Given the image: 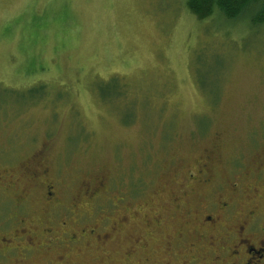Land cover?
<instances>
[{"label": "rangeland", "instance_id": "rangeland-1", "mask_svg": "<svg viewBox=\"0 0 264 264\" xmlns=\"http://www.w3.org/2000/svg\"><path fill=\"white\" fill-rule=\"evenodd\" d=\"M188 1L0 0V169L44 173L28 202L38 246L1 264H154L181 230V203L212 192L238 216L256 207L264 225V24L200 20ZM46 178L60 183L66 231L123 230L48 247ZM11 190L0 221L15 215Z\"/></svg>", "mask_w": 264, "mask_h": 264}, {"label": "flooded vegetation", "instance_id": "flooded-vegetation-1", "mask_svg": "<svg viewBox=\"0 0 264 264\" xmlns=\"http://www.w3.org/2000/svg\"><path fill=\"white\" fill-rule=\"evenodd\" d=\"M264 156V153H263ZM259 163H262L261 161ZM210 165V159L201 165L199 174L201 173L207 182V168ZM21 166V167H20ZM20 174H11L4 168L0 169V201L6 200L8 193L14 191L16 193L17 206L15 215L8 220L0 221V264L11 261L16 256L20 257L18 261H22L36 250V231L27 226L29 201L33 197V192L42 183L41 173L37 169V163H28L19 165ZM43 181V198L49 206L48 223L51 227L44 228L41 233L46 238L49 246L61 243L74 246L80 242V239L95 237L96 241L101 245L109 241L113 234L120 233L123 229L117 225L110 227L104 239L103 235L95 234L94 230L80 237L66 231L67 222L61 221L62 218L60 205H56V201L61 194L59 190L60 183L51 178ZM22 184H26L21 186ZM234 190L239 187L233 186ZM220 189H215V191ZM224 190L223 188L220 190ZM214 193L209 200L197 203L191 201H183L181 207L183 222L181 230L176 231L168 236L164 242V246L159 251L163 254V258L154 264H264V225L262 224V216L256 207L249 209L241 214L236 215L237 202L229 198L221 196L215 199ZM255 205V203H251ZM56 206V207H54ZM72 215V208L65 209ZM155 224L149 227L147 233L135 241L138 249H148V243L144 237L157 235L162 224V215L154 218ZM60 224V236H55L53 226ZM121 223V222H120ZM124 224H127L124 221ZM121 223V225H124ZM162 228V226H161ZM79 238V239H78ZM112 240V239H111ZM156 252V253H159ZM132 253H135L133 250ZM19 256V257H17ZM65 258L59 257L57 264H60ZM135 264H140L139 262ZM144 264H151V260L145 259Z\"/></svg>", "mask_w": 264, "mask_h": 264}, {"label": "trees", "instance_id": "trees-1", "mask_svg": "<svg viewBox=\"0 0 264 264\" xmlns=\"http://www.w3.org/2000/svg\"><path fill=\"white\" fill-rule=\"evenodd\" d=\"M187 6L200 20L212 17L217 11L232 22L247 20L253 26L264 24V0H189ZM107 90L110 88L101 90L102 99L109 95Z\"/></svg>", "mask_w": 264, "mask_h": 264}]
</instances>
